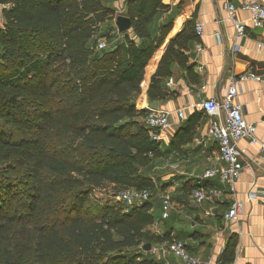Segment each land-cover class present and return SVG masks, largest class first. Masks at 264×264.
Returning a JSON list of instances; mask_svg holds the SVG:
<instances>
[{
  "label": "trees",
  "instance_id": "trees-1",
  "mask_svg": "<svg viewBox=\"0 0 264 264\" xmlns=\"http://www.w3.org/2000/svg\"><path fill=\"white\" fill-rule=\"evenodd\" d=\"M162 1L124 0L131 25L118 35L99 34L115 16L109 0H0V264H163L142 249L158 242L146 231L147 170L161 153L135 101L170 97L173 64L193 73L195 36L177 33L153 65L171 28L155 21ZM99 36L114 44L99 49ZM125 188L149 198L91 201L96 189Z\"/></svg>",
  "mask_w": 264,
  "mask_h": 264
},
{
  "label": "crops",
  "instance_id": "crops-1",
  "mask_svg": "<svg viewBox=\"0 0 264 264\" xmlns=\"http://www.w3.org/2000/svg\"><path fill=\"white\" fill-rule=\"evenodd\" d=\"M226 1L238 6L246 0H163L166 9L155 17L158 24L171 22V28L153 57V65L157 66L171 38L184 30L195 36L187 51L194 74L189 76L173 64V74L163 82L173 94L157 101L159 108L171 111V126L160 133L161 154L148 165L155 190L149 199L154 222L146 231L158 241L153 246L179 240L190 255L210 264H222V251L234 235L237 243L230 264H264V162L258 146L247 139L238 142L245 168L235 183L234 194L217 176L203 177L207 168L224 167L226 163L220 158L215 140L208 135L211 117L198 104L205 98H222L231 76L252 70L261 77L260 81L240 82L237 101L245 120L255 125L257 137L264 140V26H252L248 12L239 9L236 18L244 22L245 35L236 38L233 23L223 8ZM108 3L115 12L109 22L111 33L119 35L114 20L123 15L125 2ZM197 23L202 24V35L196 33ZM169 78L173 79L172 86L167 85ZM149 102L142 92L136 97V109H147ZM181 109L182 117L177 114ZM211 186L221 190L217 200L193 202L191 189ZM249 192L255 194L250 200ZM164 197L172 203L166 217L162 215ZM232 199L241 201L242 209L236 222L226 223L224 214ZM144 255L163 264H185L174 255L153 254L151 250L144 251Z\"/></svg>",
  "mask_w": 264,
  "mask_h": 264
},
{
  "label": "built area",
  "instance_id": "built-area-1",
  "mask_svg": "<svg viewBox=\"0 0 264 264\" xmlns=\"http://www.w3.org/2000/svg\"><path fill=\"white\" fill-rule=\"evenodd\" d=\"M226 11L227 19L231 20L235 30V37L241 38L245 35L244 22L236 18V12L240 9L248 12L252 26H264V3L257 0H246L240 5H235L229 1L223 4ZM197 35L203 34L202 24L195 25ZM106 46L105 40H99L97 47L99 49ZM197 48H200L197 45ZM245 80L260 81L261 77L254 71L249 70L238 77H233L228 81L225 94L222 98H205L202 99L198 106L208 116L211 117L208 135L215 140L218 146L220 158L226 163L224 167L207 168L203 177L211 178L217 176L219 181L227 186L231 194L235 192V183L238 180L245 165L241 158V150L238 142L247 139L251 144L258 146L259 153L264 162V140L256 135V127L249 123L243 116L242 106L237 101L239 84ZM167 85H173V79L167 80ZM144 124L148 130L151 140L159 141L160 133L166 131L171 126V111L159 108L149 109ZM178 116H183V109L177 111ZM221 195V190L215 187H196L190 192V197L194 203L204 200L215 201ZM253 192L248 193V200L254 197ZM116 198L127 206L140 205L147 201L149 192L146 189L137 190L135 188H125L118 192ZM172 203L169 197L162 200L163 217L169 213ZM242 209V202L238 199H232L227 211L224 214L226 223L236 222ZM153 254L174 255L181 258L185 264H210L209 261H202L190 255L186 249L185 243L179 240H170L169 242L160 243L150 248ZM164 264H172L165 262Z\"/></svg>",
  "mask_w": 264,
  "mask_h": 264
},
{
  "label": "rangeland",
  "instance_id": "rangeland-1",
  "mask_svg": "<svg viewBox=\"0 0 264 264\" xmlns=\"http://www.w3.org/2000/svg\"><path fill=\"white\" fill-rule=\"evenodd\" d=\"M115 14V13H114ZM111 22V21H110ZM108 28H109V22L108 23H104V24H102L101 25V30L99 31V34H102V32L104 33V32H106L107 30H108ZM130 30V29H129ZM103 36H99L98 38H99V40H105L106 38H105V36L102 38ZM105 38V39H104ZM106 42H108V43H110L111 42V40L109 41V40H105ZM117 41V40H116ZM114 42V41H113ZM113 42H111L112 44L111 45H113L114 43ZM110 45V44H109ZM5 129L7 130V131H10L11 129L10 128H8L7 126H5ZM14 132V131H13ZM16 137H18L17 135H16ZM91 201H93V202H95V203H98V204H100V205H102V204H105V203H108L109 201H111V202H113V201H118V199L114 196V195H112V191H110V190H106V189H103V190H99V189H96L95 191H93V193H92V200ZM169 214V213H168ZM170 220V218L169 219H167L166 220V222H168Z\"/></svg>",
  "mask_w": 264,
  "mask_h": 264
},
{
  "label": "water",
  "instance_id": "water-1",
  "mask_svg": "<svg viewBox=\"0 0 264 264\" xmlns=\"http://www.w3.org/2000/svg\"><path fill=\"white\" fill-rule=\"evenodd\" d=\"M114 22H115V25H116L119 32H124V31L130 29L131 20L129 17H127L125 15H117L115 17ZM157 107H158L157 101H151L148 103L149 109L155 110V109H157ZM150 248H151V244H149V243L144 244L142 246V249L144 251H148V250H150Z\"/></svg>",
  "mask_w": 264,
  "mask_h": 264
}]
</instances>
